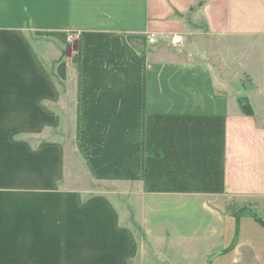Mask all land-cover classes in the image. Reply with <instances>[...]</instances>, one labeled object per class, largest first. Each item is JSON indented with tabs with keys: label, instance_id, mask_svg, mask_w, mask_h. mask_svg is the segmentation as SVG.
<instances>
[{
	"label": "crops",
	"instance_id": "1",
	"mask_svg": "<svg viewBox=\"0 0 264 264\" xmlns=\"http://www.w3.org/2000/svg\"><path fill=\"white\" fill-rule=\"evenodd\" d=\"M261 113L264 0H0V264H264Z\"/></svg>",
	"mask_w": 264,
	"mask_h": 264
},
{
	"label": "rangeland",
	"instance_id": "2",
	"mask_svg": "<svg viewBox=\"0 0 264 264\" xmlns=\"http://www.w3.org/2000/svg\"><path fill=\"white\" fill-rule=\"evenodd\" d=\"M229 87L232 92L237 93V96L240 95L239 87L241 86L238 83H236L235 81L234 83L231 82L229 84ZM67 90L69 93H68V96H66L65 103H64L67 106V109H66L67 115H65L64 118L65 120L68 119V126H67V130H64L62 138H63L65 150H66L67 168L70 174L78 175L71 182H69V186L85 188L86 190H90V191H99V190L107 191L110 188L109 186H105L103 184H94L86 177L84 167L75 152L74 143H73V130H72V93H71L72 86H71V83H69ZM237 100L240 103V106L247 105L245 98L238 97ZM244 112L246 114H252V112L248 111L247 108L244 109ZM257 117L264 120L263 113L257 114Z\"/></svg>",
	"mask_w": 264,
	"mask_h": 264
},
{
	"label": "built area",
	"instance_id": "3",
	"mask_svg": "<svg viewBox=\"0 0 264 264\" xmlns=\"http://www.w3.org/2000/svg\"><path fill=\"white\" fill-rule=\"evenodd\" d=\"M169 41V44L172 46V47H178L182 44V39L179 35H175V36H172V37H166ZM75 40V37L73 35H68L66 37V41L69 42V43H72L73 41ZM156 40V36L154 34H150L148 36V41L150 43H153L155 42Z\"/></svg>",
	"mask_w": 264,
	"mask_h": 264
}]
</instances>
